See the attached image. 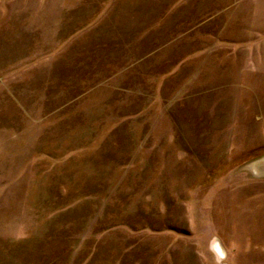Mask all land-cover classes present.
<instances>
[{"label": "rangeland", "instance_id": "374dc122", "mask_svg": "<svg viewBox=\"0 0 264 264\" xmlns=\"http://www.w3.org/2000/svg\"><path fill=\"white\" fill-rule=\"evenodd\" d=\"M0 264H264V0H0Z\"/></svg>", "mask_w": 264, "mask_h": 264}, {"label": "crops", "instance_id": "0c3cea01", "mask_svg": "<svg viewBox=\"0 0 264 264\" xmlns=\"http://www.w3.org/2000/svg\"><path fill=\"white\" fill-rule=\"evenodd\" d=\"M133 52H135V49H134V51ZM132 52V53H133ZM125 53V52H124ZM159 61H161V63H162V61H163V59H160ZM167 62V61H166ZM146 89V88H145ZM141 90H143V88L141 89ZM147 90V89H146Z\"/></svg>", "mask_w": 264, "mask_h": 264}]
</instances>
